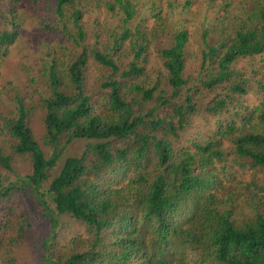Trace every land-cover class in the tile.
I'll return each mask as SVG.
<instances>
[{
    "label": "trees",
    "instance_id": "1",
    "mask_svg": "<svg viewBox=\"0 0 264 264\" xmlns=\"http://www.w3.org/2000/svg\"><path fill=\"white\" fill-rule=\"evenodd\" d=\"M22 1L0 0V64ZM25 2L39 54L22 67L27 92L0 90L3 263L30 228L12 197L31 191L51 225L39 264H264V0ZM63 215L83 233L57 247Z\"/></svg>",
    "mask_w": 264,
    "mask_h": 264
},
{
    "label": "rangeland",
    "instance_id": "2",
    "mask_svg": "<svg viewBox=\"0 0 264 264\" xmlns=\"http://www.w3.org/2000/svg\"><path fill=\"white\" fill-rule=\"evenodd\" d=\"M20 9L25 19L23 31L21 32V36L17 43L14 44L11 48L9 56L0 64V90H2L3 87H8L11 92L17 90L27 92V81L25 77V71L22 67L28 61H31L29 63L34 62L32 60L37 59L39 54L36 51V45L38 41L37 31L35 29L34 22L30 17L29 6H27L25 0L20 3ZM186 51L188 55L186 73L193 74V72L198 68L200 62L198 45L193 38L189 41ZM149 64L151 66L149 67L150 69L160 68L159 61L155 54L151 55V57L149 58ZM97 73L98 71L96 70V67L94 65H91L87 73V78L91 80L97 75ZM247 99L251 105H256L258 103L257 98L251 95H248ZM37 101V98H35L33 101V104L36 105V108L31 116L30 127L32 128L35 139L39 143H43L45 130L41 118V112L37 107V104H39V102ZM197 120L199 121L200 126L206 124V126L209 128L207 119L204 120L198 117ZM207 127L201 128L206 131ZM1 145H4V143L2 142ZM83 145L84 142L82 141L73 142L66 151L64 158L68 156L78 155ZM61 162H63V160ZM13 166L18 172H25L28 169L29 160L27 159V157L23 159L16 158L13 162ZM1 172L5 173V170L1 169ZM12 198V203L17 202L18 198L22 199L21 203L23 206H25L28 212V220L30 224V228L26 229L25 231L23 242L16 244L17 246L13 245L15 247L11 246V255L15 261L14 264H39V260L41 258L42 241L49 236L51 225L49 221L43 216L41 210L37 206L31 191L22 192L20 193V196L15 195ZM8 206L11 207L12 204L10 203ZM10 214L12 213H8L7 215V222H9L10 220ZM81 231L83 233L82 228L70 215L61 216L59 219L58 228L55 232L57 247H62V245L68 239H70L72 235H75L77 232L80 234ZM10 235L11 233L4 230L2 236L3 238L6 237V244L8 243L7 239ZM5 251L6 246H4V244H1L0 264L5 263Z\"/></svg>",
    "mask_w": 264,
    "mask_h": 264
}]
</instances>
